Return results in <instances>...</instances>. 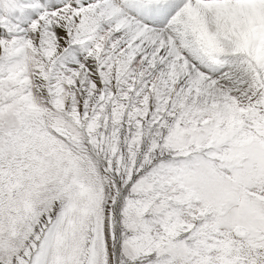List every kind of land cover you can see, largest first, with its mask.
Masks as SVG:
<instances>
[{
	"label": "snow or ice",
	"instance_id": "obj_1",
	"mask_svg": "<svg viewBox=\"0 0 264 264\" xmlns=\"http://www.w3.org/2000/svg\"><path fill=\"white\" fill-rule=\"evenodd\" d=\"M0 264H264V0H0Z\"/></svg>",
	"mask_w": 264,
	"mask_h": 264
}]
</instances>
